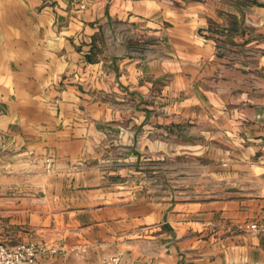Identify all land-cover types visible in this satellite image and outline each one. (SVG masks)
<instances>
[{"label": "crops", "instance_id": "crops-1", "mask_svg": "<svg viewBox=\"0 0 264 264\" xmlns=\"http://www.w3.org/2000/svg\"><path fill=\"white\" fill-rule=\"evenodd\" d=\"M262 39L261 7L0 0V243L67 251L35 264H264L245 229L264 223ZM182 149L235 193L153 198L114 167Z\"/></svg>", "mask_w": 264, "mask_h": 264}, {"label": "rangeland", "instance_id": "rangeland-1", "mask_svg": "<svg viewBox=\"0 0 264 264\" xmlns=\"http://www.w3.org/2000/svg\"><path fill=\"white\" fill-rule=\"evenodd\" d=\"M164 2L165 5L169 7H178L181 9L192 5L214 3V5L227 8L232 13H234L236 9L248 10L252 7L264 8V0H164ZM229 19L231 24L229 28L230 31L236 29L238 21L239 23L244 22L243 33L245 35V39L249 40L253 37L249 19H247L246 22H240L241 18L239 17V19H237L234 14H230ZM208 30L217 39L218 42H216V46H222L220 49L225 50V52L228 51L229 55L237 52L238 48H234V45L231 46L233 43L232 40H230L229 44H227L228 47H225L226 43L221 40L224 39L226 35L232 37V32L229 34L224 29L216 26ZM262 40L264 42V39ZM183 130L185 131L186 129ZM182 141V145L188 146V140L186 138L182 139ZM187 150L188 149L181 150L182 153L179 156L180 158L178 157L179 159H173L172 157L165 156L164 160L150 158L149 160L138 159L133 161L132 164L125 160L122 165L114 167L134 169L135 174L127 176L126 178L129 179V182L142 186L143 189H148L149 195L153 198H164L166 200L191 199L204 201L219 198L227 193H235L232 190L235 188H230L231 185L229 188L225 189V184H221L222 181H215L214 178L204 176L203 171L206 161L198 157L194 159V156L189 157ZM50 170L51 166L50 169H47L46 161V172H49ZM193 173H197V175H194ZM195 182H197L196 184L198 187L202 186V188L198 189L196 192L194 190H188L190 186L189 183L193 185Z\"/></svg>", "mask_w": 264, "mask_h": 264}, {"label": "built area", "instance_id": "built-area-1", "mask_svg": "<svg viewBox=\"0 0 264 264\" xmlns=\"http://www.w3.org/2000/svg\"><path fill=\"white\" fill-rule=\"evenodd\" d=\"M51 163L47 161V169ZM245 229L253 233L264 234V223H252L246 225ZM69 252H77L78 249L72 248ZM67 251L57 249H47L41 245L19 244L13 247L0 243V264H35L39 256L54 255L56 253L65 254Z\"/></svg>", "mask_w": 264, "mask_h": 264}]
</instances>
